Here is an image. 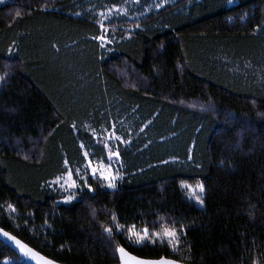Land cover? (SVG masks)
Masks as SVG:
<instances>
[{"label": "trees", "instance_id": "trees-1", "mask_svg": "<svg viewBox=\"0 0 264 264\" xmlns=\"http://www.w3.org/2000/svg\"><path fill=\"white\" fill-rule=\"evenodd\" d=\"M85 2L0 6V228L60 264H119L120 248L184 264H264V0H169L122 21L135 30L107 48ZM114 124L124 139L136 135L120 151L124 181L104 190L88 177L62 203L51 182L86 162V127ZM187 182L203 184V206ZM116 226L167 227L178 250L130 244ZM0 264L24 261L0 241Z\"/></svg>", "mask_w": 264, "mask_h": 264}, {"label": "rangeland", "instance_id": "rangeland-1", "mask_svg": "<svg viewBox=\"0 0 264 264\" xmlns=\"http://www.w3.org/2000/svg\"><path fill=\"white\" fill-rule=\"evenodd\" d=\"M14 2H16V0H3V2H0V6L5 4H14ZM109 2H113V0H86L83 5L85 15L88 14L95 19L96 23L100 25L101 30H103L102 36L98 38V42L102 43L103 48H107L115 41H118V33L122 32V29L128 33L135 30L134 27L126 29L123 28V26L121 27L120 23L122 21L141 20L145 18L146 15L165 7L169 0H151L150 3H147V0H125V2L117 5L109 4ZM19 10L20 9L11 10L9 13L11 15L14 13H23L22 10ZM79 17H81V14H79ZM4 84V77L0 74V89ZM127 123H124V125ZM86 128V131L94 137V142L90 152H87V143L84 145L79 144V147L81 149L83 148L82 155L85 156L86 162L81 168H69L66 166L67 172L51 182V188L57 194L63 196L61 201L65 204H71V202L76 201L78 194H83V189L87 187L86 181L88 177L93 179L96 178L99 182H101V187L104 190H116L125 178L126 168L124 166L123 159L120 157V151L127 149V147L134 142L132 139H135L136 135H134L132 131L128 130L127 132H124V134L129 133V138H127V140L124 139V135L117 132L118 129L115 124L110 129L105 127L95 129L90 126ZM32 144L34 147L33 145L31 146L33 147L31 153L29 150L27 151L29 156L34 155L36 152L38 153L39 150L37 148L39 140L34 141ZM95 146L104 148L107 157L106 160L91 158L96 156V152L93 151L95 150ZM201 185L203 186L201 182L194 184L187 182L186 184H182L188 198L195 202L198 206H203L202 199L205 194L204 186L203 192L200 191L199 186ZM116 227L117 232H126L125 234L130 244L132 243L136 246H143L144 244L149 243L155 246L156 244L161 245V243L168 242L175 252L178 250L180 236H178L175 231L167 227L165 229H156L154 231L144 227H131L128 229L123 226Z\"/></svg>", "mask_w": 264, "mask_h": 264}, {"label": "water", "instance_id": "water-1", "mask_svg": "<svg viewBox=\"0 0 264 264\" xmlns=\"http://www.w3.org/2000/svg\"><path fill=\"white\" fill-rule=\"evenodd\" d=\"M0 241L6 243L16 254H18L24 264H60L52 258H48L44 254L37 252L32 248L28 243L26 244L17 236L12 235L11 233L0 228ZM123 249V252H119L118 258L119 264H184L180 261H175L169 258H160V259H141L134 254H131L127 249ZM119 249V250H120Z\"/></svg>", "mask_w": 264, "mask_h": 264}, {"label": "snow or ice", "instance_id": "snow-or-ice-1", "mask_svg": "<svg viewBox=\"0 0 264 264\" xmlns=\"http://www.w3.org/2000/svg\"><path fill=\"white\" fill-rule=\"evenodd\" d=\"M0 2H3V0H0ZM199 187H200V191L203 192V190H204V189H203V186L201 185V186H199ZM109 231H110V229H109ZM173 235H174V234H173ZM120 251L123 252L124 250H123V249H120Z\"/></svg>", "mask_w": 264, "mask_h": 264}]
</instances>
